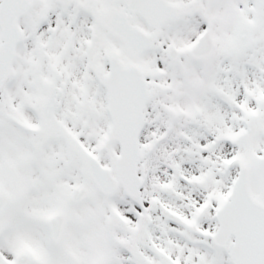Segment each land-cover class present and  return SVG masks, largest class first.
I'll use <instances>...</instances> for the list:
<instances>
[{
	"label": "snow or ice",
	"instance_id": "obj_1",
	"mask_svg": "<svg viewBox=\"0 0 264 264\" xmlns=\"http://www.w3.org/2000/svg\"><path fill=\"white\" fill-rule=\"evenodd\" d=\"M0 264H264V0H0Z\"/></svg>",
	"mask_w": 264,
	"mask_h": 264
}]
</instances>
